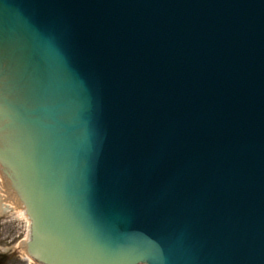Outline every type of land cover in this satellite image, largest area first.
<instances>
[{"label": "water", "instance_id": "water-1", "mask_svg": "<svg viewBox=\"0 0 264 264\" xmlns=\"http://www.w3.org/2000/svg\"><path fill=\"white\" fill-rule=\"evenodd\" d=\"M3 122L46 263L264 264V0H0Z\"/></svg>", "mask_w": 264, "mask_h": 264}, {"label": "rangeland", "instance_id": "rangeland-1", "mask_svg": "<svg viewBox=\"0 0 264 264\" xmlns=\"http://www.w3.org/2000/svg\"><path fill=\"white\" fill-rule=\"evenodd\" d=\"M26 233V222L6 212L0 214V264H26L18 248Z\"/></svg>", "mask_w": 264, "mask_h": 264}, {"label": "bare ground", "instance_id": "bare-ground-1", "mask_svg": "<svg viewBox=\"0 0 264 264\" xmlns=\"http://www.w3.org/2000/svg\"><path fill=\"white\" fill-rule=\"evenodd\" d=\"M5 168L3 167V170H4ZM6 176H8V179L6 178V181H7V190H8V192H10V189L12 188V186L10 187L9 186V184H10V181H11V179L12 178H14V176L13 175H10V173H9V171H8V169L6 168ZM2 185H1V182H0V193L1 194H3V193H7V195H10L7 191H5L4 189L2 190L1 187ZM13 194L14 195H16V191L14 190L13 191ZM7 202H8V200H6ZM14 205V203H12V202H8V203H5L4 204V206H2V204L0 205V214H3L4 212H10L11 213V216L12 217H15V218H18V219H24V218H26L25 217V214H24V212H23V210L22 209H18L16 206L14 207L13 206ZM9 210V211H8ZM23 259H27V257H26V255L25 254H23Z\"/></svg>", "mask_w": 264, "mask_h": 264}]
</instances>
